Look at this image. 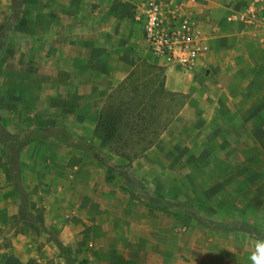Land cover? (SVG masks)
<instances>
[{
  "label": "rangeland",
  "instance_id": "rangeland-1",
  "mask_svg": "<svg viewBox=\"0 0 264 264\" xmlns=\"http://www.w3.org/2000/svg\"><path fill=\"white\" fill-rule=\"evenodd\" d=\"M21 1L0 0V33L13 22L0 47V145L8 153L0 151V165L8 163L11 191L20 188L25 211L36 201L32 208L41 226L35 234L57 249L46 264H254L264 245V124L249 121L248 136L245 129L242 135L235 129L220 136L187 133L137 159L133 170L145 192L174 207L149 205L126 170L102 162L98 151L88 150V137L75 135L81 96L75 74L55 54V40L49 42V34L55 36L54 1H28L24 10ZM126 11L134 20L132 0ZM52 122L58 126L50 132ZM66 126L73 136L66 135ZM50 134L57 139L48 141ZM72 189L77 199L70 204L66 194ZM50 190L64 193L56 209L44 205ZM183 206L250 229L208 226ZM33 219L26 215L25 230ZM54 219L62 227L72 221L73 227L67 233L50 230Z\"/></svg>",
  "mask_w": 264,
  "mask_h": 264
},
{
  "label": "crops",
  "instance_id": "crops-1",
  "mask_svg": "<svg viewBox=\"0 0 264 264\" xmlns=\"http://www.w3.org/2000/svg\"><path fill=\"white\" fill-rule=\"evenodd\" d=\"M52 1L55 36L50 33L49 42L55 40V54L63 57L67 72L75 74L74 88L81 96L75 111L80 131L75 134L66 126V135H86L88 150L102 153L105 164L109 159L110 166L129 168L142 181L133 170L137 159L173 143L175 138L187 133L197 136L201 131L207 137L220 136V132L233 129L239 135L245 129L248 136L249 121L264 124V11L255 27L227 21L229 13L250 0H201L193 5L210 48L187 72L146 49L142 26L127 16L128 0ZM32 4L40 5L42 0H32ZM102 118L113 119L110 131L105 126L100 129ZM52 123L50 132L58 126ZM46 138L57 139L53 134ZM0 151L8 157L2 145ZM105 154L123 161L115 163ZM53 174L56 176V171ZM11 187L8 163H2L0 232L4 234L0 235V264H46L56 256V245L35 234L34 229L38 231L41 226L37 218L35 223L32 207L36 201L25 211L20 188L16 187L15 193ZM67 196L68 203H75L76 189ZM63 197L64 193L50 190L44 205L56 209ZM26 215L34 218L30 225L34 228H23ZM51 220L50 230L62 228L67 233L73 227L72 221L62 227L56 219ZM9 221L13 223L7 226Z\"/></svg>",
  "mask_w": 264,
  "mask_h": 264
},
{
  "label": "built area",
  "instance_id": "built-area-1",
  "mask_svg": "<svg viewBox=\"0 0 264 264\" xmlns=\"http://www.w3.org/2000/svg\"><path fill=\"white\" fill-rule=\"evenodd\" d=\"M201 0H132L133 18L141 24L148 49L177 69L192 70L209 50V37L199 26L194 4ZM264 0H250L227 15V21L253 26L263 18Z\"/></svg>",
  "mask_w": 264,
  "mask_h": 264
},
{
  "label": "trees",
  "instance_id": "trees-1",
  "mask_svg": "<svg viewBox=\"0 0 264 264\" xmlns=\"http://www.w3.org/2000/svg\"><path fill=\"white\" fill-rule=\"evenodd\" d=\"M28 1H32V0H22L21 1V6H22L23 10H24L25 5L27 4ZM12 25H13V22L9 21L5 25H3V27H2V31L0 33V47L1 48L5 45V41H6L5 38L7 36V33L9 32V30L11 29ZM99 126L101 127L100 129L106 128L107 129L106 131H110L112 129V127L114 126V121H113V119L112 120H106V119L102 118L99 122ZM103 126H105V127L103 128ZM108 136L110 138H113L112 135H110V134H108ZM96 153L98 154L99 157H101L100 152H96ZM105 162L108 164H111L109 159H105ZM118 168H120L122 171L126 170V174L129 178V180L137 186L138 190L142 194V197H144L148 200L149 205L157 206L158 204H160L162 207H174V204L169 203V201H166V200H162V201H160V203H157L156 198L153 195L147 194L145 192L146 188L144 187L142 181H140L132 173V171L129 168H126L124 166L118 167ZM18 192H20L19 189H18ZM21 204L23 206V202H21ZM180 208L183 210H187V211L192 212L201 222H203L204 224L211 226V227H217L221 230H235V229L236 230L237 229H248L249 230L250 229V227L245 222L234 221L232 223H224V222H220V221H214V220L207 219V218L201 216L197 210H195L189 206H183ZM58 246L60 249L66 250V247L60 241H58Z\"/></svg>",
  "mask_w": 264,
  "mask_h": 264
},
{
  "label": "clouds",
  "instance_id": "clouds-1",
  "mask_svg": "<svg viewBox=\"0 0 264 264\" xmlns=\"http://www.w3.org/2000/svg\"><path fill=\"white\" fill-rule=\"evenodd\" d=\"M257 252L259 258L255 255L252 257L254 264H264V245L258 246Z\"/></svg>",
  "mask_w": 264,
  "mask_h": 264
}]
</instances>
